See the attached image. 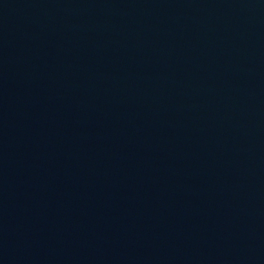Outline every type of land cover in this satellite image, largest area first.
I'll return each mask as SVG.
<instances>
[{
  "label": "water",
  "instance_id": "1",
  "mask_svg": "<svg viewBox=\"0 0 264 264\" xmlns=\"http://www.w3.org/2000/svg\"><path fill=\"white\" fill-rule=\"evenodd\" d=\"M264 90V0H0V118Z\"/></svg>",
  "mask_w": 264,
  "mask_h": 264
}]
</instances>
